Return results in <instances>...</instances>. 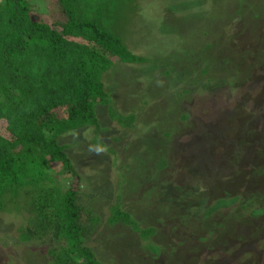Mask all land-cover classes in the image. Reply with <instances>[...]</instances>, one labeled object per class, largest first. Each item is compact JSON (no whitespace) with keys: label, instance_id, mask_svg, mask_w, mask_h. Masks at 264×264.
<instances>
[{"label":"rangeland","instance_id":"374dc122","mask_svg":"<svg viewBox=\"0 0 264 264\" xmlns=\"http://www.w3.org/2000/svg\"><path fill=\"white\" fill-rule=\"evenodd\" d=\"M29 3L50 22L49 0ZM83 5L146 60L104 76L115 111L135 116L130 128L96 105L97 137L87 128L60 141L82 178L80 201L99 219L87 245L104 264H264V211L251 218L240 208L253 202L250 209H264V0ZM129 69H137L139 85ZM0 135L11 139L4 122ZM159 158L167 162L161 173ZM235 196L243 202L204 216L217 198ZM115 197L155 236L109 226ZM27 220L25 210L0 214V264H49L45 245L19 242Z\"/></svg>","mask_w":264,"mask_h":264},{"label":"trees","instance_id":"16d2710c","mask_svg":"<svg viewBox=\"0 0 264 264\" xmlns=\"http://www.w3.org/2000/svg\"><path fill=\"white\" fill-rule=\"evenodd\" d=\"M29 1L0 0V123L11 138L0 135V214L14 208L27 212L18 240L45 245L49 264H104L87 245L99 219L81 203L82 178L60 141L87 128L97 137L101 128L96 105L118 126L130 128L135 116L115 111L104 76L118 64L138 66L146 60L91 20L86 0H49V23L37 16ZM129 70L138 75L137 69ZM134 81L139 85L136 77ZM159 160L161 173L167 162ZM56 164L61 165L60 177ZM119 198L110 207L108 225H126L140 231L144 240L155 236L154 228L140 230L121 210ZM239 202L238 196L217 198L204 216ZM253 205L240 208L257 218L264 209H250ZM148 250L156 254L154 247Z\"/></svg>","mask_w":264,"mask_h":264}]
</instances>
